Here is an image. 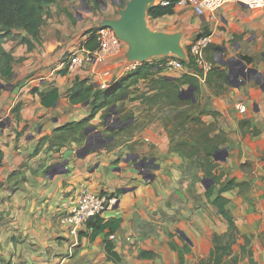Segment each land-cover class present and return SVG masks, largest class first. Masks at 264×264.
<instances>
[{"label":"crops","instance_id":"crops-1","mask_svg":"<svg viewBox=\"0 0 264 264\" xmlns=\"http://www.w3.org/2000/svg\"><path fill=\"white\" fill-rule=\"evenodd\" d=\"M70 3L58 0L47 6L44 21L51 16L41 25L38 40L14 31L3 42L11 60L6 67L0 54V66L11 74L0 75L4 85L0 86V121L5 122L0 124V264H177L178 251L171 243L178 250L187 243L190 250L184 252L182 264H198L213 249V236L224 234L228 225L211 202L215 194L207 198L205 186L192 184L182 169L184 160L170 151L169 135L160 119L141 125L130 140L113 149L117 133L130 124L118 132L109 130L108 134H114L109 146L90 150L82 158L76 154L86 141L79 143L82 131L67 137L61 134L63 125L83 119H88L85 127L91 126L109 108L90 118L92 98L71 102L69 92L76 79H87L103 90L98 80H104L107 87L115 85L127 73L128 62L125 47L120 55L95 66L67 70L64 61L77 47H85L88 31L98 28L103 19L118 17L123 7L115 8L110 0L101 4V18L84 21L75 17ZM148 25L157 31L180 32L185 61L197 37L212 35L205 56L215 67L205 82L197 78L196 66L186 65L168 74L157 70L154 76L187 73L207 91H217L211 94L207 110L225 117L228 155L218 162L225 164L220 167L230 178L248 186L236 188L238 194L226 204L238 231L228 258L235 257L237 264H264V8L228 2L213 13L197 14L192 8L175 6L171 14L149 17ZM232 57L258 72L242 82L237 59L231 61V68L220 63ZM135 91L130 86L124 99ZM141 102L135 104L133 120L149 109ZM242 103L247 106L244 112L239 111ZM128 153L152 159L149 172L153 177L144 179V168L125 161ZM83 186L116 197L113 208L99 217L121 220L110 236L120 257L117 263L106 256V230L91 236L92 228L86 225L75 239L60 223ZM143 251L153 256L142 257Z\"/></svg>","mask_w":264,"mask_h":264},{"label":"trees","instance_id":"trees-1","mask_svg":"<svg viewBox=\"0 0 264 264\" xmlns=\"http://www.w3.org/2000/svg\"><path fill=\"white\" fill-rule=\"evenodd\" d=\"M58 0H0V54L3 56V65L9 64L11 57L4 52L3 42L14 31L24 32L26 36H30L33 40H38L39 29L44 22V15L47 6ZM173 5H152L147 11V15L156 18L162 15L171 14ZM98 28H92L88 31V40L85 43L87 49L93 50L97 47L96 32ZM31 47L32 44L26 38H23ZM245 61H249V57H243ZM184 63L189 67H194L193 60L188 57ZM2 65V66H3ZM0 66L1 76H10V69ZM215 67L214 66L212 69ZM211 69V70H212ZM157 68L153 64L143 63L136 69L124 74L115 85L99 90L93 83H88L87 79L77 78L70 89V100L73 103L89 101L91 98L90 118L104 107H111L117 100L124 99L128 94L126 90L130 86L138 88L140 84L147 82L149 89L141 91L136 98H141L143 102L152 108L156 104H161L158 111H163V106H169L170 109L163 111V115L157 113L144 115L148 120L160 119L165 126L170 139V151L176 155H183L192 159L199 155L202 159V168L204 170L203 177L212 180V183L205 190L207 198L215 194L211 200L218 208V212L227 222V231L224 234L213 236L214 246L206 259H201L198 264H237L236 258L231 257L232 244L237 237V228L234 217L230 210L226 207L229 201V193L235 191L236 188L243 189L248 187L245 183H239L234 178H230L226 172L220 167L219 162L213 159L214 152L224 143L223 139L217 141V136L212 135L210 124L202 118L201 113L191 115L197 109V103L192 99L180 97L182 85H195L199 89L198 81L190 74L184 73L175 77L168 75H159L155 77ZM225 78V76H224ZM150 90L154 93L148 94ZM215 112H213L214 114ZM212 114V113H211ZM88 119L79 122L70 123L61 127V134L67 137L76 134L78 131L85 130ZM146 122V123H147ZM189 127H188V126ZM118 132L117 130H115ZM86 135V134H85ZM114 135V134H113ZM87 136V135H86ZM109 146V145H108ZM3 152L0 148V163ZM216 185L218 186L215 190ZM121 220L119 218H110L104 221L97 217L95 221H89L87 227L92 228L91 236L100 232H105L104 250L109 261L117 263L120 261L118 252L114 248V244L110 236L119 227ZM171 248L177 250L178 263L184 261V252L190 250L187 243H184L178 250L177 244L171 243ZM142 257H151V251L141 252Z\"/></svg>","mask_w":264,"mask_h":264},{"label":"built area","instance_id":"built-area-1","mask_svg":"<svg viewBox=\"0 0 264 264\" xmlns=\"http://www.w3.org/2000/svg\"><path fill=\"white\" fill-rule=\"evenodd\" d=\"M228 2L242 3L251 9L264 8V0H154L150 6L173 5V7L192 8L197 14H203L205 11L213 13ZM96 39L97 47L95 49L89 50L84 46H79L70 53L64 61L67 70L81 68L84 64L95 66L99 62L120 55L126 47L112 28H98ZM212 39L211 34H202L188 48V56L197 67L198 72L196 75L201 82H205L207 73L214 66V61L207 59L205 56V49L211 44ZM184 61L179 56L169 53L160 55L157 60L149 58L144 61H128L125 63V69L127 72L132 71L143 63H148L155 65L161 74H168L184 70L186 66ZM97 84L100 89L107 87L104 80L99 79ZM246 109L245 104H239L240 112H244ZM115 203V196L104 192H96L87 186H83L78 193L76 203L61 215L60 223L66 227L68 235L76 239L79 231L90 221L91 216H96V218L101 216L111 210Z\"/></svg>","mask_w":264,"mask_h":264},{"label":"water","instance_id":"water-1","mask_svg":"<svg viewBox=\"0 0 264 264\" xmlns=\"http://www.w3.org/2000/svg\"><path fill=\"white\" fill-rule=\"evenodd\" d=\"M154 0H126L124 6L119 9L118 17L116 18H106L103 19L98 28H112L118 38L122 40L127 50L124 54V57L128 61H144L146 59L164 55V54H174L186 60V53L181 46V36L180 32L167 33L163 31L153 30L149 27L147 22V11L150 7V4ZM237 59L238 64H240V72L238 75L242 76V82L245 80H250L253 78V75L258 72L257 69L252 67H247L246 64L238 57H232L228 60H221L220 63L228 65L231 68V61ZM259 83V80H257ZM1 87H4L0 83ZM197 87L195 85H189L186 89H182L180 92V97L186 99H192L195 101L193 96L194 90ZM116 105H112L110 112L114 115H117L115 110ZM110 115H108L109 118ZM3 116L0 115V119ZM132 120V119H129ZM115 124L108 127V130L115 131L117 129H122L128 125V121H121V118L118 116L113 117ZM1 126H4L5 122L0 121ZM96 130L93 126H87L84 130L86 136V141L82 147L76 150L78 157L82 158L86 156L90 150L102 149L105 145L113 139V135H110L106 138L102 136L101 131H96L95 138H92L90 132ZM95 140L97 143H93ZM228 155L227 148H219L213 154V159L215 161H223ZM125 161H134L137 166L144 167L147 164L152 162V159L141 158L134 153H128L124 159ZM150 171V170H149ZM141 172L144 176V179L152 178L150 172ZM202 182H206L204 186L207 188L212 180L209 178H204ZM96 216H91L90 221H95Z\"/></svg>","mask_w":264,"mask_h":264},{"label":"rangeland","instance_id":"rangeland-1","mask_svg":"<svg viewBox=\"0 0 264 264\" xmlns=\"http://www.w3.org/2000/svg\"><path fill=\"white\" fill-rule=\"evenodd\" d=\"M70 1H71V3L69 5V7H70L72 13L73 14L75 13L76 14L75 17H79L81 20H84V21L91 18V17H95L96 20L98 18H101V16L103 15L100 12L101 4L105 5L108 2H110V0H70ZM113 2L115 4L114 7L116 8L117 6H120V7L124 6L126 0H113ZM91 9L94 11H92ZM95 10L97 12H95ZM72 13H70V14L72 15V17H74ZM114 13L117 14L116 10H114ZM50 16H47V19L44 21L43 25L47 24V20L49 19ZM146 19L148 22L149 21L148 15H147ZM90 20H92V19H90ZM205 52H206V50H205ZM159 57H160V55L152 57V58L157 60ZM237 67L239 68V65ZM230 77L233 78V75H231ZM187 86L188 85H182V87L184 89H186ZM131 89H133V88H131ZM147 89H149V87L147 85L140 84L139 88H135V90H136L135 93H129V95L126 97V99L120 100L119 102H117V104L114 103L116 105L115 110L117 111V115H114L110 112L111 107H109L103 113L102 116L99 115L97 122L91 124V126L95 127V129H96V130H93L92 132H90V134L92 135V138L93 137L95 138L94 135H95L96 131H101L102 136L104 138L108 137L110 135L107 133L109 131L108 127L113 126L115 124V121H113V117L118 116L121 118V121H128V123L130 124L129 125L130 127L128 129H125V130L117 133L118 135H117L116 142L113 143V146L110 149L116 148L117 145H120L122 143H125L127 140H130L132 135L135 133V131H137V129H139L141 125H143L147 122L148 119L144 116V115H146L147 111H148L147 113H150L149 115H151V113H153V114L157 113L159 115H163V111H167L168 109H170L169 106L164 105L163 111H158V107H160L161 104H156L152 108H149L147 111L144 110V112H142V114L141 113L139 114V116L137 117L136 120L135 119L133 120L132 115L134 113V110L136 109L135 104H137L138 101L141 102V99L136 98V97H138V95H140L141 91L147 90ZM154 91L155 90H150L147 93L151 94V93H154ZM215 92H217V91L216 90L212 91L210 88H209V91H207L204 85H199V89L197 88L193 93V96L195 97V103H197V109H196V111H193L190 114L191 115H198V113H201L202 118L206 121V123L210 124V130H211L212 135L217 136V141H219L220 139H223L225 142L226 138H227L226 137L227 132L225 130L226 129L225 128V117L217 110H207V106H208V104L212 98L211 94H214ZM136 99H139V100H136ZM143 109H145V108H143ZM213 112H215V113L213 114ZM108 115H110L109 118H106V117H108ZM129 119H132V120H129ZM147 123H149V122H147ZM126 126L123 128H126ZM99 128H101V129H99ZM118 130H120V129H118ZM85 138H86L85 134H82V133L79 134V143L84 142ZM93 143H97V142L95 140H93ZM109 143L110 142H108L105 145V147ZM125 145L127 146V144H125ZM224 147H225V145H224V143H222V145L219 148H224ZM229 155H230V151H229ZM180 156L185 162L182 166V169L184 170L185 173H187L190 176L189 179H190L191 183L197 184L200 188H202L204 186V184H206V182H204V183L202 182L203 178H206V177H203L204 170L202 168V163L200 162V160L202 158L199 157V155L194 156L192 159L185 157L183 155H180ZM226 162H227V160H226ZM222 163L223 162H219V165H222ZM224 171L228 175L227 171L226 170H224ZM237 194L238 193L236 190L232 193H229L228 194L229 199L234 198Z\"/></svg>","mask_w":264,"mask_h":264},{"label":"flooded vegetation","instance_id":"flooded-vegetation-1","mask_svg":"<svg viewBox=\"0 0 264 264\" xmlns=\"http://www.w3.org/2000/svg\"><path fill=\"white\" fill-rule=\"evenodd\" d=\"M147 159V158H146ZM142 168H144L145 169V172L147 171H149L150 169H151V163L150 164H147V165H145L144 167H142Z\"/></svg>","mask_w":264,"mask_h":264}]
</instances>
